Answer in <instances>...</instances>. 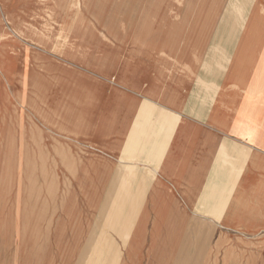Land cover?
Here are the masks:
<instances>
[{"label":"crops","instance_id":"crops-1","mask_svg":"<svg viewBox=\"0 0 264 264\" xmlns=\"http://www.w3.org/2000/svg\"><path fill=\"white\" fill-rule=\"evenodd\" d=\"M180 1L123 0L88 17V41L75 31L44 166L81 198L97 197L84 183L124 184L133 233L106 264H264V0L215 29Z\"/></svg>","mask_w":264,"mask_h":264},{"label":"rangeland","instance_id":"rangeland-1","mask_svg":"<svg viewBox=\"0 0 264 264\" xmlns=\"http://www.w3.org/2000/svg\"><path fill=\"white\" fill-rule=\"evenodd\" d=\"M236 1L179 5H192L188 9L198 16L211 14L215 29L224 21L219 15L245 19L252 0H238L239 7ZM122 10L123 0H0V264H91L97 257L106 264L108 255L122 254L133 233L126 229L135 220L133 199L126 200L125 213L122 182L84 183L97 197L81 198L80 184L61 181L44 166L43 151V128L59 131L50 102L58 94L52 80L59 52L76 30L82 32L78 41L89 40L79 36L98 25L89 16ZM98 21L105 27L108 19Z\"/></svg>","mask_w":264,"mask_h":264},{"label":"bare ground","instance_id":"bare-ground-1","mask_svg":"<svg viewBox=\"0 0 264 264\" xmlns=\"http://www.w3.org/2000/svg\"><path fill=\"white\" fill-rule=\"evenodd\" d=\"M238 3H239V2H238V0H237V1L235 2V5L239 7ZM241 5H242V3H241ZM238 7H237V8H238ZM240 8H241V6H240ZM242 8H245V5H242ZM245 9H246V8H245ZM227 11H228V9H227ZM207 14H209V13H207ZM210 15H211V14H210ZM158 17H159V16H158ZM102 115H103V114H102ZM102 115H100V116H102ZM101 120H102V119H101ZM102 122H103V120H102ZM72 123L75 124L74 122H72ZM99 123H100L99 126L102 127L103 125L101 124L100 120H99ZM77 125H78V124H77ZM105 125H106V124H105ZM96 127H97V125L95 126L94 129H96ZM103 128H104V127H103ZM192 189H193V188H192ZM195 189H196V188H195ZM195 192H196V191H195ZM175 201H176V200H175ZM175 201H174V202H175ZM169 207H170V206H169ZM168 209H169V208H168ZM156 220H157V219H156Z\"/></svg>","mask_w":264,"mask_h":264}]
</instances>
